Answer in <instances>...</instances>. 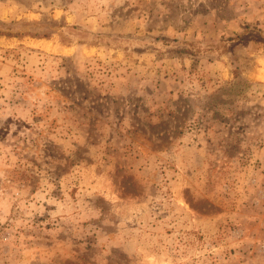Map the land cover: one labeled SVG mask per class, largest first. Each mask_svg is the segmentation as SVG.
I'll use <instances>...</instances> for the list:
<instances>
[{"label": "rangeland", "instance_id": "rangeland-1", "mask_svg": "<svg viewBox=\"0 0 264 264\" xmlns=\"http://www.w3.org/2000/svg\"><path fill=\"white\" fill-rule=\"evenodd\" d=\"M262 38L264 0H0V264H264Z\"/></svg>", "mask_w": 264, "mask_h": 264}, {"label": "trees", "instance_id": "trees-1", "mask_svg": "<svg viewBox=\"0 0 264 264\" xmlns=\"http://www.w3.org/2000/svg\"><path fill=\"white\" fill-rule=\"evenodd\" d=\"M8 36H22V35H32V36H38V37H48L47 33H38V32H8L6 33ZM264 39V38H262Z\"/></svg>", "mask_w": 264, "mask_h": 264}, {"label": "bare ground", "instance_id": "bare-ground-1", "mask_svg": "<svg viewBox=\"0 0 264 264\" xmlns=\"http://www.w3.org/2000/svg\"><path fill=\"white\" fill-rule=\"evenodd\" d=\"M262 78H264V75H262Z\"/></svg>", "mask_w": 264, "mask_h": 264}]
</instances>
